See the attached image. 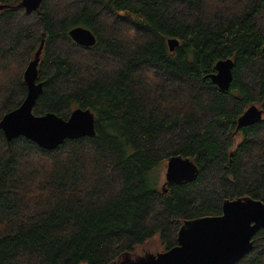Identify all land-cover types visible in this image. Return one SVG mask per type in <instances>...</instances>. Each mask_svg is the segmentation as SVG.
Returning a JSON list of instances; mask_svg holds the SVG:
<instances>
[{
  "label": "trees",
  "instance_id": "obj_1",
  "mask_svg": "<svg viewBox=\"0 0 264 264\" xmlns=\"http://www.w3.org/2000/svg\"><path fill=\"white\" fill-rule=\"evenodd\" d=\"M20 1L0 0V120L43 41L33 114L88 109L95 135L44 150L0 129V264H109L154 237L166 251L225 200L264 202V116L236 130L250 105L264 112V0ZM77 26L94 46L70 39ZM220 59L234 61L227 91L209 78ZM171 156L197 176L164 192ZM252 242L235 264H264V229Z\"/></svg>",
  "mask_w": 264,
  "mask_h": 264
},
{
  "label": "water",
  "instance_id": "obj_2",
  "mask_svg": "<svg viewBox=\"0 0 264 264\" xmlns=\"http://www.w3.org/2000/svg\"><path fill=\"white\" fill-rule=\"evenodd\" d=\"M43 0H21L26 14L37 10ZM0 5V11L7 8ZM70 39L83 47L95 45L93 33L81 26L72 28ZM172 52L179 44L174 38L167 41ZM43 48L41 41L34 57L23 72L26 95L20 106L6 113L0 120V129L6 141L25 138L39 148L53 150L64 140L93 137L94 115L88 109L76 108L66 119L53 113L34 115L32 110L42 93L43 85L37 80L38 65ZM234 61L220 59L215 73L209 76L220 91H227L232 83ZM264 116L261 108L250 105L237 119L236 130L257 124ZM197 176L196 165L188 158L171 156L166 161L165 181L161 189L182 182H192ZM264 229V202L250 197L225 200L221 214L185 221L177 231L176 245L169 250L130 257L124 255L109 264H235L253 247L252 238Z\"/></svg>",
  "mask_w": 264,
  "mask_h": 264
},
{
  "label": "rangeland",
  "instance_id": "obj_3",
  "mask_svg": "<svg viewBox=\"0 0 264 264\" xmlns=\"http://www.w3.org/2000/svg\"><path fill=\"white\" fill-rule=\"evenodd\" d=\"M165 170H166V162L163 163L160 166V168H159V187L160 188L162 187V185H163V183L165 181ZM162 251L163 250L160 247V244L158 243L157 238L154 237L153 239H150L149 241H147L146 243H144L143 245H141L139 248H137V250L135 252L138 255H143L145 253H157V252H162Z\"/></svg>",
  "mask_w": 264,
  "mask_h": 264
}]
</instances>
